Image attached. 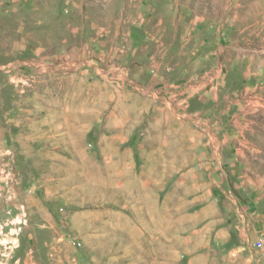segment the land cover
Listing matches in <instances>:
<instances>
[{"label":"rangeland","instance_id":"obj_1","mask_svg":"<svg viewBox=\"0 0 264 264\" xmlns=\"http://www.w3.org/2000/svg\"><path fill=\"white\" fill-rule=\"evenodd\" d=\"M120 159L146 214L77 183ZM255 230L264 0H0V264H264Z\"/></svg>","mask_w":264,"mask_h":264},{"label":"bare ground","instance_id":"obj_2","mask_svg":"<svg viewBox=\"0 0 264 264\" xmlns=\"http://www.w3.org/2000/svg\"><path fill=\"white\" fill-rule=\"evenodd\" d=\"M110 160H111V158H110ZM111 161H113V160H111ZM108 162H110V161H108ZM106 163H107V161H106ZM123 163H122L121 159L118 162H116V161L110 162V164L107 163V165H105V166H96V165L94 166V164H93V166H91L89 162H86L84 164V167H83V169L85 170L84 175L77 177V183H80V184L86 185V186L89 183V188L92 192V195L94 197H98L101 199L106 198L107 196H111V197L115 198L117 196V191H119V192H121V194L123 195V197L125 198L127 203H131L130 201H133L137 205L143 204L142 205L143 214H146L147 213L146 208H149L150 205H148L147 201H144V199H145L143 196L144 193H141V194H143V195H141L142 197L139 196L140 193H138V195L135 194L136 196L131 195V193L130 194L126 193V192H128L127 187H134V189H139V188H137L138 187V181H135L133 179H129L130 176H133V174L130 175V173L128 171L129 169L126 168V166ZM71 173H72V171H71ZM132 190H133V188H132ZM143 192H144V190H143ZM132 193H134V192L132 191ZM145 194H147V190H145ZM102 200H104V199H102Z\"/></svg>","mask_w":264,"mask_h":264},{"label":"built area","instance_id":"obj_3","mask_svg":"<svg viewBox=\"0 0 264 264\" xmlns=\"http://www.w3.org/2000/svg\"><path fill=\"white\" fill-rule=\"evenodd\" d=\"M254 248L256 251L264 253V237L255 242Z\"/></svg>","mask_w":264,"mask_h":264},{"label":"crops","instance_id":"obj_4","mask_svg":"<svg viewBox=\"0 0 264 264\" xmlns=\"http://www.w3.org/2000/svg\"><path fill=\"white\" fill-rule=\"evenodd\" d=\"M255 233L253 235H251V239H257L256 241H258L259 239L263 238L264 237V232L262 231H257L255 230L254 231ZM170 249V247H169Z\"/></svg>","mask_w":264,"mask_h":264}]
</instances>
